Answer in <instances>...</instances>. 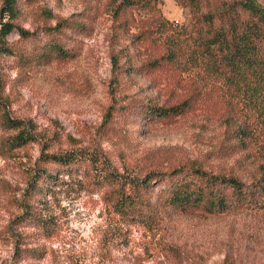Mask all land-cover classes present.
<instances>
[{
    "label": "rangeland",
    "instance_id": "1",
    "mask_svg": "<svg viewBox=\"0 0 264 264\" xmlns=\"http://www.w3.org/2000/svg\"><path fill=\"white\" fill-rule=\"evenodd\" d=\"M16 2L12 17L1 14L0 0V25L14 26L9 55L0 51V264H264L257 192L225 212L185 213L168 205L162 183L136 201L145 220L114 208L118 195L131 193L128 178L182 167L232 175L258 190L264 144L240 143L237 131L254 122L225 87L190 60L161 58L146 5L116 19L110 0ZM155 7L193 32L189 9L176 0ZM64 18L85 33L54 29ZM54 44L68 57L44 63L39 53ZM150 105H183V114L149 121L138 113ZM78 150L102 153L118 177L96 182L83 160L69 173L45 160ZM40 170L54 173L41 194L29 189Z\"/></svg>",
    "mask_w": 264,
    "mask_h": 264
},
{
    "label": "trees",
    "instance_id": "2",
    "mask_svg": "<svg viewBox=\"0 0 264 264\" xmlns=\"http://www.w3.org/2000/svg\"><path fill=\"white\" fill-rule=\"evenodd\" d=\"M110 1L116 19L133 12L141 4L149 7L154 12L156 31L164 44L165 55H161V58L169 63L178 59L190 60V64L202 67L205 73L214 77L254 122L251 128H239L237 133L240 143H245L246 138L253 140L256 137L264 144V0H176L182 7L188 8L192 15L195 27L191 34L164 20L156 10V0ZM1 14L17 15L16 0H3ZM121 27L127 29L129 26L122 21ZM84 28L83 24H76L66 18L57 20L54 27L58 31L64 29L76 32L77 29L79 33H85ZM13 29L14 26L8 22L0 25V51L8 55L10 50L5 39ZM19 34L24 36L28 32L19 29ZM39 55L46 63L54 59L64 60L69 53L54 44ZM182 109L183 105L167 108L150 105L145 113L138 114H144L149 121L167 122L182 115ZM45 158L56 164L60 168L57 171L62 173L79 170L77 167L83 160L96 182L118 177L113 176L109 164L102 159V153L66 151L46 155ZM257 170L258 190H251L235 176L209 173L199 166L176 168L167 174L153 172L142 179L128 178L131 193L118 195L114 208L121 216L132 218V222L145 220L136 201L148 195L151 187L165 183L168 205L175 210L185 213L225 212L233 205L242 206L256 199V192L264 195L263 162L259 163ZM53 178L54 173L40 170L29 183V189L40 194L46 192V184ZM24 217L32 219L34 216Z\"/></svg>",
    "mask_w": 264,
    "mask_h": 264
}]
</instances>
